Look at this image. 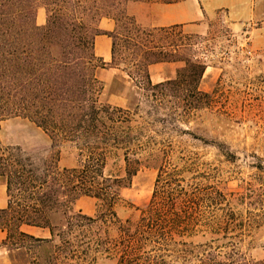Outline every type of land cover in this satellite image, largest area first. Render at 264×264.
Returning <instances> with one entry per match:
<instances>
[{
    "label": "trees",
    "instance_id": "obj_1",
    "mask_svg": "<svg viewBox=\"0 0 264 264\" xmlns=\"http://www.w3.org/2000/svg\"><path fill=\"white\" fill-rule=\"evenodd\" d=\"M178 1L0 0V124L23 117L51 140L45 157L0 140V180L7 194L0 246L23 250L28 264H94L100 257L116 264H169L170 258L181 264H264L244 246L250 227L224 220L222 191L217 207L205 212L190 188L176 183L177 174L188 171L171 167L186 156L174 134L203 140L180 125L214 99L200 88L207 63L183 54L184 45L165 41L175 25L142 26L129 7ZM38 6L46 9L43 25L36 23ZM104 18L114 21L113 30L100 28ZM100 34L111 38L110 62L96 54ZM160 62L183 65L174 78L154 83L150 66ZM106 66L124 72L136 87L128 106L100 102L104 83L97 70ZM205 142L228 156L225 143ZM64 143L77 150L74 167L60 165ZM111 156L122 160V174H106ZM142 166L157 169L153 194L136 222L123 220L115 210L120 191ZM257 168L264 173V165ZM81 196L97 199L94 215L75 209ZM207 213L213 221H204ZM194 236L204 239L186 240Z\"/></svg>",
    "mask_w": 264,
    "mask_h": 264
},
{
    "label": "rangeland",
    "instance_id": "obj_2",
    "mask_svg": "<svg viewBox=\"0 0 264 264\" xmlns=\"http://www.w3.org/2000/svg\"><path fill=\"white\" fill-rule=\"evenodd\" d=\"M190 1L197 19L173 26L172 36L165 41L182 44L183 54L206 61L200 88L212 92L214 99L209 107L196 111L190 122L180 125L203 140L187 133L174 134L178 151L186 156L182 161H174L171 167L182 165L188 171L179 172L176 183L190 188L196 206L202 211L217 207L218 191H222L225 200L218 207L224 208V220L232 225L249 226L244 246L250 256L264 259V173L257 168L260 163L264 165V0ZM153 3L163 4L132 3L129 12L142 26H156L164 17L159 11L162 9ZM45 21L46 9L38 6L36 23L43 25ZM100 26L108 28V23L103 21ZM179 67L162 69L154 65L150 68L151 79L157 83L162 78L161 72L173 73L174 78ZM97 76L104 83L100 102L123 107L130 104V92L136 87L124 72L106 66L97 70ZM0 140L40 157L47 156L51 146L43 130L23 117L1 122ZM206 140L225 143L228 156ZM60 158L61 166H76V148L70 143L62 144ZM122 169L119 157H109L106 174H122ZM157 173L154 166H142L130 184L122 187L115 207L120 218H130L133 222L139 219L153 194ZM0 200L6 205L3 180H0ZM74 207L94 215L98 202L93 197L81 196ZM227 210L235 211V215L228 217ZM213 219L207 213L204 221ZM203 239L201 236L186 238L193 242ZM173 247L171 244L169 249ZM28 258L23 250L0 252V264H28ZM168 260L169 264H181L174 258ZM94 264H116V259L100 257Z\"/></svg>",
    "mask_w": 264,
    "mask_h": 264
},
{
    "label": "crops",
    "instance_id": "obj_3",
    "mask_svg": "<svg viewBox=\"0 0 264 264\" xmlns=\"http://www.w3.org/2000/svg\"><path fill=\"white\" fill-rule=\"evenodd\" d=\"M192 1L190 0H183V1H178L174 3H153L155 6H158L159 10L162 13V16L164 17V20L161 22L157 23L156 26H170V25H176V24H181L186 21H192L196 20V10L195 8L193 9V5L191 3ZM162 6V7H160ZM131 7L129 8V10ZM105 21L108 23V28H102L100 25V28L104 30H113L114 28V21L112 19L104 18L100 21V24ZM111 38L105 34H100L96 36L95 39V51L98 56H101L106 62L108 60H111ZM154 65H159L161 66L162 69L168 68V66H182V62H160V63H155L150 66V68ZM116 69V68H114ZM164 76V77H163ZM160 77H162L160 80L157 82H161L167 79H170L173 77V73L171 74H166L161 72ZM6 187V185H5ZM0 208H3L7 205H4L3 201L0 200ZM24 230L31 232L36 235H48L47 230L35 228V227H24ZM6 237V232L0 230V243L5 239ZM5 250L6 248L0 246V252L1 250Z\"/></svg>",
    "mask_w": 264,
    "mask_h": 264
}]
</instances>
